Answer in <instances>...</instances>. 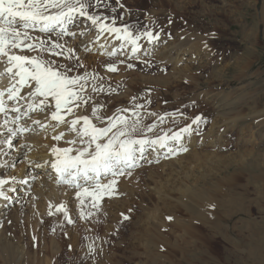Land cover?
I'll list each match as a JSON object with an SVG mask.
<instances>
[{"label": "rangeland", "instance_id": "374dc122", "mask_svg": "<svg viewBox=\"0 0 264 264\" xmlns=\"http://www.w3.org/2000/svg\"><path fill=\"white\" fill-rule=\"evenodd\" d=\"M104 3L108 7L93 8L91 11L102 17H108L106 23H111V17L115 16L116 26L122 27L127 24L137 35L151 30L159 35V40L152 44L146 37H142L139 41L142 51L137 53L139 58L127 59L125 64L118 63V60L126 58V56L120 57L121 53H119L117 57H100L94 69H82L81 74L88 71L101 78L96 81L89 79L85 84V87L90 86L92 97L88 99L83 114L92 118V110L96 108L105 118V122L108 116L115 114L124 115L129 121L138 115L144 125H156L153 133H146L150 139L163 136L165 133L171 136L172 133L180 132L187 123L192 122V119L201 116L203 119L198 125H193L191 136L184 134L181 143H178L183 145L189 142V136L201 137L199 143L202 145L196 149L200 153L196 156H188V153L194 150L190 149L189 152L180 153L176 158L188 156L187 161L201 165L198 161L205 162L206 154H211L212 159L205 166V171L211 177L208 178L205 188L198 192L196 187L192 186L194 179L185 181L184 174L180 172L177 177L179 183L176 189L170 192L172 197L186 203L185 207L174 203L171 208L180 216V222L174 212L167 209L161 201L156 197H149L150 189L156 182L160 183L161 173L152 179L148 171L138 174L135 179L126 178V188L121 178L118 179L115 192L110 196H103L98 201V208L91 207V197L86 198L83 211L92 214L84 218L81 215L80 205L81 211L79 210V215L75 218L70 212L68 213L72 223H68L65 215L62 222H57L52 212H47L44 219L34 223L36 218L30 219L27 211H21L19 214L21 213L22 217L19 216L17 221L12 217L5 218L6 222L5 219L2 220V227L5 228L1 227L0 230L20 246L23 257L19 259V263L17 259L20 256L9 258V255L15 254V250L12 254L0 253V264H47L46 256L49 259L55 256L57 264H153V261L158 259V264H162L165 257L174 264H185L184 259L188 260V264H252V262L264 264V258L260 259L262 262L248 258L247 253L250 249L246 242L251 229L256 228L259 233L255 249L264 255V243L262 244L264 240V20L261 15L264 0H164L163 6L161 0H119V3L117 0H104ZM119 4H123L124 7L121 8ZM112 8L116 11L112 12ZM180 19L183 21H179ZM29 31L31 34L34 33L33 36L42 35L41 33L36 35L37 32L32 29ZM183 31L188 33L186 39L179 36ZM193 36L206 38L209 54L203 55L204 58L199 63H195V60L187 63L184 60L182 66L188 64L190 69L173 71L170 61H166L165 57L159 56L163 59L157 60L156 56L146 52L147 48L154 44L156 50L161 51L165 46L176 43L178 46H175L173 57L192 59L193 54H197L193 52L197 50L192 46L196 41ZM41 38L47 37L41 36ZM82 42L79 41V45ZM61 43L65 45L64 54L54 56L52 59L62 64L74 63V59L71 61L66 59L68 56L66 49L72 46L66 42ZM91 45H95V42ZM83 47L82 50L87 55L89 51L85 49L88 46ZM178 47H182L180 51L177 50ZM130 48L131 45L128 49ZM97 51L92 50L93 53ZM127 51L129 53L127 57H131V51ZM73 52L74 56H78L74 48ZM185 53L186 55H183ZM30 54L35 55V53ZM109 63H116L118 70L110 72ZM127 63L133 64L134 67L128 68ZM215 72L219 74L214 75ZM93 84L102 85L104 90L92 91ZM87 92L84 90L82 97L89 98ZM206 94H209V98L216 97L217 101L210 100L211 103L210 101L203 103ZM228 96L230 100L238 103L236 108L229 107L232 112L217 108L219 105L231 103L229 100L223 101ZM133 97L136 98L135 101ZM121 109L127 111L122 112ZM225 113L228 115L224 116ZM161 117H168L169 121L167 118L164 124L161 122ZM92 119L93 123L99 125V121ZM210 130L215 132L212 134L213 139L222 137L214 146L204 145L203 142V134ZM251 164L252 168H250ZM175 167L179 169L178 165ZM133 170L129 172L132 174L135 172ZM213 172H217L219 176ZM194 176L199 178L200 174L194 173ZM171 178L176 176L172 175ZM165 179L167 178L163 179L164 185L168 184ZM213 184L218 185L211 189V191L215 190L214 194L218 189L222 190L225 201L232 199L236 202L235 199L241 197L240 203L250 208L249 215L242 211L241 214L224 221L225 227L232 230V241L242 242V247L239 252L232 251L228 245L230 241L217 235L213 237L212 245L210 243L204 245L202 244L204 240L194 238L191 249L189 248L188 252L183 251L184 254L180 253L182 249L185 250L184 244L181 239L176 242L174 235L179 229L191 224L188 216L190 215V218L194 216L193 213H188L187 209L193 208L197 201L203 202L205 198L200 193L208 194V187ZM187 185L191 187L190 190ZM179 189L188 190L189 194L197 192L195 194L200 196L197 198L196 195L189 199L183 197ZM133 191L137 199L131 198L130 192ZM140 193L146 196L142 200L146 207L140 206V195H138ZM125 197L130 201L124 209L129 217L127 220L124 219L126 213L122 215V212L118 213L119 210L116 209L110 214V209L104 207L106 202ZM36 204L35 202L31 209L36 208ZM157 207L159 210L156 211ZM225 207L223 210H226ZM141 214L146 219L157 216L162 220L164 225L161 234L146 231L144 224L137 221V217ZM169 216L173 217V220L169 221L167 219ZM36 225L39 226V231L35 233L32 230ZM192 225L200 227L205 238L212 231L209 224L200 221H194ZM152 226L156 227V222H152ZM33 234L37 237L35 241L31 237ZM240 236H243L242 241L237 240ZM167 238L170 243H177L182 249L178 248V252L164 250L163 245ZM51 241L60 248L55 255L51 253ZM196 246H200L202 252H197ZM51 264H54V258Z\"/></svg>", "mask_w": 264, "mask_h": 264}, {"label": "snow or ice", "instance_id": "6c2138e0", "mask_svg": "<svg viewBox=\"0 0 264 264\" xmlns=\"http://www.w3.org/2000/svg\"><path fill=\"white\" fill-rule=\"evenodd\" d=\"M119 6L124 7L123 4ZM99 7H108V5L104 3V0H94V2L93 0H0V63L7 65L4 72H0V76L8 74L10 79L15 81L7 90L8 100L15 103L9 109L3 98L5 93L0 91V113L7 116L10 110L18 114L11 121L13 124H17L24 116L32 112L42 113L45 118H48L50 114V121L56 123L44 125L39 119L32 122L44 128L51 127L54 132L59 125H68L69 131L76 134V139L68 143L73 146L79 143L80 147H53L52 153L56 159L51 167L60 174L64 183L78 189L76 196L80 199L81 215L84 218L92 214L83 211L85 199L91 197V207L98 208V201L103 196H110L115 192L117 178L124 175L126 169L136 166L137 153L140 154V158H143L146 145L167 147L168 151L172 152L174 149L169 146V143L180 142L184 134H190L193 131V125H198L203 119L201 116H196L180 132L173 133L171 136L165 133L163 136L150 139L146 133H153L156 125H144L138 115L129 121L126 116L115 114L108 116L105 122V118L96 108H93L91 117L99 121L98 125L93 123L89 115L74 113L73 105L80 107L82 104H87L90 99L81 95L85 90V84L89 79L96 81L101 78L88 71L81 74L85 65L79 56H74L72 47L66 49L68 53L66 59L69 61L74 59V63L62 64L52 59L54 56L64 54L65 45L60 41L65 36H89L93 28L98 29L95 33L96 41H99L105 33L114 34L115 39L121 43L106 51L107 56L117 57L121 50L131 45L132 56L118 60L119 64H125L127 59L139 58L137 53L141 50L139 41L142 37H146L149 43L159 40V35L151 30L137 35L127 24L122 27L116 26L117 17L115 16L111 17V23H106L108 17H102L91 11ZM111 11L115 12L116 9L112 8ZM78 18H85L90 22L89 27L80 31L79 34L69 30V25L74 24ZM30 29H38L40 33L48 34V36L47 38L33 36ZM52 33H55V39L52 38ZM100 47L104 48L105 45L102 44ZM85 50L91 51L88 48ZM126 66L134 67L131 63H127ZM108 70L116 72L117 64L109 63ZM92 87L94 91L104 90L102 85L93 84ZM22 90L27 92L26 96L22 95ZM135 99L133 97V101ZM20 100L26 101L27 108L24 112H21ZM137 107L142 108L143 105H137ZM120 111L126 112L127 109ZM62 113L74 118L68 121ZM81 121L82 127L78 128ZM8 123L9 121L5 120V124ZM29 130L27 127L19 129V131ZM9 131L13 136L17 134V129L13 128ZM63 137L64 132H60L54 135L53 139L59 141ZM7 144L11 147L12 141L8 140ZM182 150L187 151L186 148ZM73 151L75 155L71 154ZM101 173H110L111 179L107 183H102L99 179ZM81 177L84 178V184L79 183ZM6 183L7 181L0 180V188ZM4 195L5 193L0 190V196ZM5 198L7 199L6 196ZM56 210L64 213L68 223L73 222L68 215L66 205L61 204ZM124 219L127 220L129 217L125 215ZM167 219L171 221L173 217L169 216ZM33 240H37V237L33 236Z\"/></svg>", "mask_w": 264, "mask_h": 264}, {"label": "bare ground", "instance_id": "6f19581e", "mask_svg": "<svg viewBox=\"0 0 264 264\" xmlns=\"http://www.w3.org/2000/svg\"><path fill=\"white\" fill-rule=\"evenodd\" d=\"M161 2H162L161 5L163 6L164 0H161ZM261 15L264 20V4L262 6ZM80 19L81 18H78L74 24L69 25L70 31H74L79 34L80 31L86 30L89 27L90 25L89 21H87L85 18L83 20L82 19L80 20ZM32 30L38 33L37 34L35 32L36 35H40V32L38 31V29H32ZM97 31L98 29L93 28L92 34L89 36H79V35L77 37L65 36L63 40L60 41V42H66V44L72 46L75 49L76 54L80 57L81 62L84 63L86 69L96 68L100 57L101 58L106 57L107 56L106 51L111 50L114 47H117L121 43V41H118L115 39L114 34H107V33H105L104 36L101 37L99 41H96L95 33ZM41 34H42L41 36H44V37L48 36V34H44V33H41ZM51 36L53 39H55V33H52ZM195 38H196V41L194 42L195 45H192L194 46V49L202 50L203 48L205 52L201 53L199 51H194L197 54H195L192 59L191 58L186 59L181 56L173 57L175 46H178L176 43H172L167 47L165 46V48H162L161 51L156 50L157 47H156V44H154L155 46L154 45L151 46L153 49L151 50V47H149L147 48L148 51L146 52H148L149 54H152L151 56H154V57L156 56L157 60L160 59V57H165L167 59L166 61L168 62L170 61L169 64H171V66L173 67L172 68L173 71H180V70L184 71L185 68L190 69V67L187 64L188 62L190 63L192 62V60H195L194 61L195 63H199L201 62L200 60L204 58L203 55L209 54V48L206 45L207 43L206 38H204L203 36H197ZM81 40L83 42L79 45V41ZM93 42H95V45H91V43ZM102 44L105 45L104 48L100 47ZM84 45H87L88 46L87 48L91 49V51L87 55H85V52L82 50L84 48L83 47ZM161 46H159L158 48L160 49ZM128 48H129V45H127L123 50H121L120 57L128 56L129 53L127 50H130ZM95 49L98 51L96 53H93L92 50L95 51ZM183 55H186V53ZM162 59L163 58H161L160 60ZM184 60L187 61L186 63L187 65L182 66L184 64L183 63ZM6 66H7L6 64L0 63V72H4ZM217 74H219V72ZM217 74L215 72L214 75H217ZM14 82L15 81L10 79L8 74L0 76V91H4L5 95L3 98L6 101L9 109L12 108L15 102L8 100L7 90ZM85 90L89 92L87 93L90 95L89 98H91L92 95L89 91L90 86L85 87ZM22 95L26 96L27 92L25 90H22ZM208 95L209 94L205 95L203 103H209L210 100H213V101L216 100V97L209 98ZM218 99L220 100V97H218ZM224 100L226 101L229 100L231 103H229L228 105L227 103H225V105H219L217 106L218 109H223L224 111H226V110H229V107H235L238 104L237 102L230 100V96L225 97L223 101ZM239 100H240L239 103H241V99ZM19 103L22 106L21 112L26 111V108H27L26 101L20 100ZM87 104H82L80 107H75L73 105L74 113L76 115H84L85 113L83 114V109H85V106ZM215 104H217V102ZM225 106H227V108ZM79 110H81L80 113H79ZM229 111L232 112L233 110H229ZM62 114L65 115V119L68 121L74 118L73 116L68 115L66 113H62ZM16 115L18 114L13 113L10 110L7 116H5L4 113H0V180L7 181V183L4 184L2 188H0V190H2L5 193L4 196H0V229L2 227V224H1L2 220H4L5 218L11 219L12 217L15 219V221H17L19 219V216L22 217L21 213L19 214V212L21 211H27V216H29L30 219L33 218L34 220V218H36L37 221L35 220L34 223L35 222L38 223V221H41L42 219H44L47 212H52L55 215L56 221L62 222L64 213L58 212L56 210L57 207H59L61 204L66 205L68 213L70 212V214H72V217L75 218V216L79 215V210H80L79 208L81 207L80 199L76 196V192L78 191V189H75L74 187L64 183L61 180L60 174L57 173V171L51 167V164L56 159V157L52 153L53 147H58V148L79 147V143L75 146L70 145L68 143V141L72 139H76V134L74 132L69 131L68 125H59L54 132L51 127L44 128L32 122L33 120L39 119L41 120V123L44 125H48L50 123H56V122L50 121V114L48 118H45V115L42 113L32 112V113H29L28 116H24L17 124H13L11 121L14 119ZM227 115L228 113L224 114V116H227ZM233 116L235 117V115ZM163 118L164 119L162 121L160 119L159 121L167 122L166 120L168 117H163ZM5 120H8L9 123L5 124ZM233 120H235V118ZM168 121H169V118H168ZM82 124L83 122L81 121V125H78L77 127L79 128V126H82ZM188 124L189 123H187V125ZM23 127H27L30 130L29 131H19V129ZM13 128L17 129V134L15 136H13L12 132L9 131V129H13ZM60 132H64V137L59 141L54 140L53 136L58 135ZM194 133H195V130H194ZM212 134H215L213 130H210L208 133L203 134V137H204L203 142H205L204 145L206 144L207 146H214L216 142L219 141L220 138H222L218 136L219 138L213 139ZM190 136H189L190 138L189 142L187 141L183 145L178 144L179 142L178 143L170 142L169 146L174 149L172 152H169L167 147L160 148L158 145L156 146L146 145L145 151L143 153V158H140V154L137 153V159L135 161L136 166L126 169L125 170L126 175L124 174L117 178V180L121 178L126 188V182H127L126 178L135 179L138 174L148 171L150 173V177L153 179L155 175L158 176V174L161 173V177H160L161 181L160 183L156 182L155 186L150 189L151 193L149 194V197H156L159 201H161L166 206L167 209H169L170 211H173L174 215L179 220L178 222H180V216L175 210L171 208L173 207L174 203H178L184 207L186 206V203L179 199L172 197L170 192L176 189V186L179 183L177 177L180 174V172L184 174L185 181H189L190 178L194 179V184H192V186L196 187L198 192L205 188V185L208 183L207 182L208 178L211 177L207 174L208 172L205 171L206 163L212 159L211 154H208V153L206 154L207 156L205 158L206 160L205 162L198 161L200 162L201 165L187 161L186 158L189 155L196 156L198 155V153H200V151L198 152L196 149L200 148L199 145H202L201 143H199V141L201 140V137L197 138L195 136L196 138H192ZM8 140L12 141L11 147H9L7 144ZM183 148H186L187 151H183L182 150ZM190 149H194V150L191 151L190 154L188 153V156L176 158L180 153L189 152ZM71 154L75 155L76 153L75 151H73ZM18 162H19V165H17ZM159 163L160 165H158ZM176 165L179 166V169L175 167ZM250 166H251L250 168L253 167L252 164ZM130 170H133L135 172L128 175L127 173ZM194 173H199L200 177L197 178L196 176H194ZM213 173H215L216 176H219L217 172H213ZM166 175L167 177H165ZM172 175L176 176V178L170 179V176ZM164 178H167L165 179L166 183H168L166 185L163 184ZM99 179L102 183H107L108 180L111 179V174L101 173ZM79 183L81 184L85 183L83 177L79 179ZM214 186L218 187L217 184H213L212 186L210 185L208 187V192H209L208 194L200 193V195L204 197L205 200L203 202L197 201L193 208L187 209V212L193 213V216H194L191 218H190V215L188 216L189 219H191V224L190 225L187 224L184 229H179V232H176L174 235L176 237V242L179 241V239H181L182 243L184 244L183 248L185 250H183L182 247L179 248V245L177 243L176 244L170 243L168 238L163 245L164 250L169 249L170 252L171 251L178 252L179 251L178 248H179V249H182V252L181 251L179 252L184 254L183 251H187L189 250V248L191 249L194 238L200 239L202 241L204 240V242L202 243L204 245L208 243L212 245L211 242L213 240V237L217 235H221L223 236V238H225V240L230 241V244L228 245L230 246L232 251H237V252L240 251V248L242 247V242L238 243L235 240L232 241L231 239L232 230L230 231L227 229V227H225L226 223L224 224V221L226 222V219L233 218L234 215L236 214H241L242 211L245 212L246 215H249L250 208L244 207L240 203L241 197H237L236 199L235 197H233L236 200V202L232 201V199H228V201H225L224 196L221 193L223 192L222 190L218 189L216 194H214L215 190L211 191L212 187ZM187 188L188 190H190L191 187L187 185ZM188 190L183 191L182 189H179L183 197L192 199L193 197L197 195L195 194L197 192H192L191 194H189ZM130 195H131V198L133 199L138 198L136 194H134V191L130 192ZM138 195H140L139 197L140 198L139 201H141L140 206L146 207L145 202L142 201L146 196L141 193ZM200 195L198 194L196 197L199 198ZM5 196L7 197V199L5 198ZM35 202L37 203L36 208L31 209V206ZM129 202L130 201L128 200L127 197L121 198L120 200L119 198H116V200L113 202H106L104 207L110 209V214L112 213V211H116V209H118L119 210L118 213L120 212H122V214L126 213V215L128 216L127 212H125L126 210L124 209L126 205L129 204ZM213 203L217 205L212 207V205H214ZM224 207L226 210H223ZM157 210H159L158 207L156 208V211ZM25 213L23 214L25 215ZM78 219L79 217L76 218V220ZM137 221L143 223L146 231L148 232L155 231V233L161 234V230H163L164 223L157 216H152L146 219L141 214L137 217ZM194 221H200L201 223H204L206 225L209 224L210 226L209 228H211L212 231L209 233V235L206 238L200 227L192 225V222ZM5 222H6V219H5ZM18 222H20V220ZM152 222H156L157 226L156 227L152 226ZM58 226L60 227V225ZM63 226L65 225L63 224ZM177 226L179 227V225ZM38 227L39 226L36 225L35 229L32 231L35 233L38 232L39 231ZM258 233L259 232H257L256 228L251 229L249 238L246 242L249 245V249H250L247 253L248 258L260 261V259L264 258V255L261 253V251L255 249V245L257 244V241H258L257 239ZM37 235H40V234H37ZM33 236H36V235L35 234L31 235V237ZM77 239L78 240L76 241L78 243L79 237ZM242 239H243V236H240L238 237L237 240L242 241ZM51 243H52L51 253L55 255V253H57L60 250V248L58 247V244L57 245L54 244L53 241H51ZM263 243H264V240L262 241V244ZM202 244L200 246H202ZM200 246L195 247L197 252H202V249ZM13 250H15V254L12 256L9 255V258L10 259L11 257L18 258V256H20V258L17 259V262H19V259L21 260L23 257V253L20 251V246H17L14 240H11V238H9L8 235H6V233L0 230V253L1 254L3 253L12 254ZM53 258H54V264H57V260L55 261V256ZM53 258L49 259L46 256V263L51 264ZM183 261H186L185 264H188L187 259H184ZM158 262H159V259L154 260L153 264H158ZM162 264H174V262L171 261L168 257H165L164 262Z\"/></svg>", "mask_w": 264, "mask_h": 264}, {"label": "crops", "instance_id": "0c3cea01", "mask_svg": "<svg viewBox=\"0 0 264 264\" xmlns=\"http://www.w3.org/2000/svg\"><path fill=\"white\" fill-rule=\"evenodd\" d=\"M179 21H183V20L180 19ZM179 36H182V38H183V37L185 38L186 36H188V33L183 31L182 34L179 35ZM179 38H181V37H179ZM185 39H186V38H185ZM181 48H182V47H178V48H177L178 51H180ZM196 51H199V52H201V53H204V52H205V50H204L203 48H202V50H201V49H199V50L197 49ZM193 52H194V51H193ZM194 55H195V53L193 54V57H194Z\"/></svg>", "mask_w": 264, "mask_h": 264}]
</instances>
